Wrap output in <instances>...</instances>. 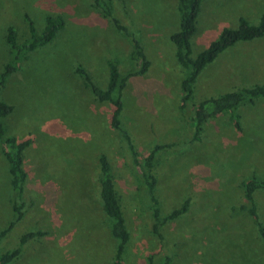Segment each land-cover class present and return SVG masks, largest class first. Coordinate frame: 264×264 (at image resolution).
I'll list each match as a JSON object with an SVG mask.
<instances>
[{"label": "rangeland", "instance_id": "obj_1", "mask_svg": "<svg viewBox=\"0 0 264 264\" xmlns=\"http://www.w3.org/2000/svg\"><path fill=\"white\" fill-rule=\"evenodd\" d=\"M113 14L139 39L149 62L143 74L127 78L121 91V125L136 151L109 126L110 104L98 101L74 71H88L99 88L107 82V59L118 61L123 76L139 67L129 57L130 41L104 19L92 0H0V71L9 57L4 33L13 26L17 41L27 38L26 13L37 31L45 13H56L64 27L15 64L1 90L12 105L2 119L5 133L31 137L23 153L27 177L18 195L21 216L11 210L8 165L0 151V253L27 240L8 264H112L116 240L97 198V156L112 165L129 239L124 264H264V244L243 203L240 181L264 177V97L243 103L237 130L228 113L204 122L191 141L190 103H182V67L169 36L178 29L176 0H112ZM264 0H202L191 36L196 56L223 28L240 17L256 23ZM264 80V35L237 41L200 71L192 102ZM153 171L160 219L187 200L185 212L152 232L151 210L137 164L155 144ZM264 226V189L255 194ZM167 257V260H165ZM151 260V261H150Z\"/></svg>", "mask_w": 264, "mask_h": 264}, {"label": "trees", "instance_id": "obj_2", "mask_svg": "<svg viewBox=\"0 0 264 264\" xmlns=\"http://www.w3.org/2000/svg\"><path fill=\"white\" fill-rule=\"evenodd\" d=\"M112 0H92V4L97 8L101 16L106 19L113 27L127 36L130 41L129 57L131 60L139 62V67L121 75L118 70V61L111 57L106 61L107 82L104 88H99L94 84L88 71L82 66L77 65L74 71L80 75L86 86L89 87L93 96L98 101H106L110 104L109 126L118 131L126 140L128 150L132 158L137 157L136 151L130 141L124 128L121 125L120 113L122 110L121 91L125 86L126 80L132 75L143 74L147 71L149 62L145 57L143 48L138 38L113 14ZM202 0H176L178 11V29L170 34L169 39L174 45V57L177 63L183 69V75L180 80L181 101L179 108L185 106V102L190 103V115L188 119L193 127L191 141L198 140V134L204 122L212 119L219 114L228 113L233 126L240 130L238 114L234 112L235 108L243 103H253L259 97H264V80L259 84L249 87H240L223 92L217 96H210L204 99H198L192 102L193 84L196 77L203 67L211 62L221 51L233 45L237 41H248L259 38L264 35V13H262L256 23H249L246 19L240 17L238 23L233 28H223L218 37L212 40L206 48L196 56H191L190 39L196 30V17ZM26 22L27 38L18 42L15 29L8 25L5 28L4 38L9 47V57L3 64L0 71V95L5 84L7 76L14 70L25 55L34 50L37 46L51 40L55 33L64 27V19L56 13H45L44 25L40 31H37L31 18L25 13L23 16ZM12 110V105L4 102L0 96V151L8 165L10 173L9 185L11 190L10 203L13 214L18 218L21 216V203L17 202V196L21 194L25 183L27 172L23 165V153L32 142L31 137L18 139L15 136L5 133L2 119ZM170 143L155 144L144 155L139 157L137 164L140 166V174L145 186V192L149 201L151 210L152 232L158 240H161L159 226L168 219H173L180 213L185 212L187 200H184L179 208L170 211L160 219L158 200L154 193L156 176L153 171L157 161L156 155L159 151L169 148ZM97 198L103 213L108 218L109 232L116 240L112 264L123 263V250L129 239V232L126 228L125 218L123 216L121 203L115 191L112 165L106 154L99 153L97 156ZM243 194V203L237 207L238 211L247 213L252 220L257 236L264 244V226L258 216L255 194L264 189V177L251 176L240 181ZM9 225L0 230V237L4 235ZM41 232L38 230L28 231L20 235L16 246L10 250L0 253V264H8L15 259L22 245ZM167 260V257H165ZM151 261V260H150Z\"/></svg>", "mask_w": 264, "mask_h": 264}]
</instances>
